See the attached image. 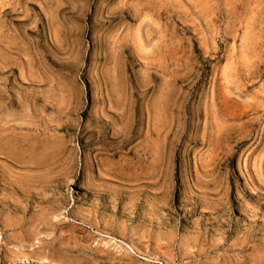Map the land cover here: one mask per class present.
<instances>
[{"label":"rangeland","instance_id":"1","mask_svg":"<svg viewBox=\"0 0 264 264\" xmlns=\"http://www.w3.org/2000/svg\"><path fill=\"white\" fill-rule=\"evenodd\" d=\"M0 264H264V0H0Z\"/></svg>","mask_w":264,"mask_h":264}]
</instances>
